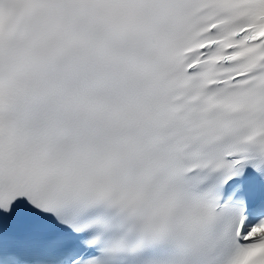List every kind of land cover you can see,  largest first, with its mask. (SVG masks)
Listing matches in <instances>:
<instances>
[{"label": "snow or ice", "instance_id": "obj_1", "mask_svg": "<svg viewBox=\"0 0 264 264\" xmlns=\"http://www.w3.org/2000/svg\"><path fill=\"white\" fill-rule=\"evenodd\" d=\"M0 264H264V0H0Z\"/></svg>", "mask_w": 264, "mask_h": 264}]
</instances>
